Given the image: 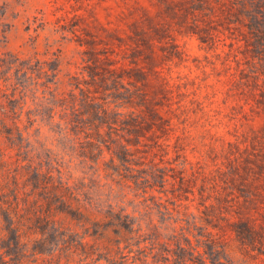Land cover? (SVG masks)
Here are the masks:
<instances>
[{"label":"rangeland","instance_id":"1","mask_svg":"<svg viewBox=\"0 0 264 264\" xmlns=\"http://www.w3.org/2000/svg\"><path fill=\"white\" fill-rule=\"evenodd\" d=\"M0 149L125 217L54 264H264V0H0Z\"/></svg>","mask_w":264,"mask_h":264},{"label":"trees","instance_id":"2","mask_svg":"<svg viewBox=\"0 0 264 264\" xmlns=\"http://www.w3.org/2000/svg\"><path fill=\"white\" fill-rule=\"evenodd\" d=\"M42 188L40 186L39 190ZM66 189L62 191L65 208L60 210L65 219H57L55 210L47 206L48 203L44 206L43 201L38 200L34 207H30L29 202L27 205L22 204V193L16 189V201H11L7 197L10 192L7 184L1 187L0 264H54L45 258L51 255L54 248L60 252L74 254L86 250L89 238L106 236L110 225L115 221H119L122 226L125 217L108 213L101 218L80 205L74 194ZM122 228H125V223ZM116 233H119L121 238L124 235L122 230ZM31 245H34V248H31ZM28 252H32L35 260L29 259Z\"/></svg>","mask_w":264,"mask_h":264}]
</instances>
